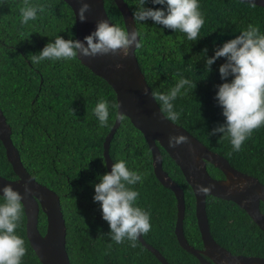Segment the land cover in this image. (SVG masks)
<instances>
[{
	"label": "trees",
	"instance_id": "obj_1",
	"mask_svg": "<svg viewBox=\"0 0 264 264\" xmlns=\"http://www.w3.org/2000/svg\"><path fill=\"white\" fill-rule=\"evenodd\" d=\"M124 1L132 13L135 0ZM33 2L43 3L45 10L27 24L20 22L24 0H4L0 4V109L11 127L12 142L26 170L60 197L70 264H162L138 239L132 247L127 239L118 244L107 234L109 225L102 219L99 202L92 199L93 184L98 182V173L107 171L103 142L114 124L113 111L117 112V108H110L109 122L103 127L92 109L100 96L115 104L116 96L112 87L78 57L68 61L46 59L39 64L30 61L29 56L56 34L65 38L69 31L75 34L74 14L66 2ZM104 6L109 19L124 26L115 2L104 0ZM200 8L205 19L195 41L188 40L185 33L163 29L150 19L135 22L143 38L135 56L153 91L166 92L181 76L193 81L173 102L180 111V118L174 123L225 157L232 167L264 185V126L253 130L240 151H231L229 139L219 138L220 133L208 135L224 120L215 98L216 85L222 82L218 66L224 57L213 62L210 72H206L204 63L205 55H212L215 47L249 23L258 25L264 32V8L239 0H200ZM205 47L207 52L202 53ZM160 151L164 170L185 191V236L200 247L191 188L166 151L161 147ZM109 155L113 161L125 158L130 167L144 173L143 183L133 186L139 192L137 202L151 211V228L142 234L144 240L170 264H200L179 245L174 233L175 196L155 177L145 138L126 116L111 139ZM0 176L12 180L17 177L1 140ZM206 211L210 233L218 244L233 253L264 258V234L242 208L233 201L210 195ZM25 222L24 213L17 229L26 239L27 251L21 264H41L29 244ZM38 228L42 234L45 232L46 216L41 210Z\"/></svg>",
	"mask_w": 264,
	"mask_h": 264
},
{
	"label": "clouds",
	"instance_id": "obj_2",
	"mask_svg": "<svg viewBox=\"0 0 264 264\" xmlns=\"http://www.w3.org/2000/svg\"><path fill=\"white\" fill-rule=\"evenodd\" d=\"M245 2L254 7L256 0ZM3 3L4 0H0V4ZM135 3L136 7L132 11L134 22L150 19L163 29L185 33L190 41H195L200 36L205 19L200 0H135ZM149 4L156 7L148 6ZM89 7L86 0L80 3V21L86 19L85 12ZM44 10L43 3L24 0V5L20 8L21 24L34 21ZM142 45V34L135 27L129 30L119 23L110 22L108 18H101L96 21L95 28L82 39L76 38L70 31L67 38L56 34L53 40L45 43L38 52L32 53L29 59L33 64H39L46 59L68 61L76 58L78 53L90 57L109 53L126 57L130 48L134 50ZM206 52L205 47L202 53ZM218 57H224V62L218 66L222 82L216 85L215 98L221 106L224 120L216 124L208 135L220 133L219 138L229 139L231 151H240L253 130L264 126V32L258 25L249 23L237 35L215 47L212 55H205L206 72L211 71V66ZM115 67L120 68L122 65L117 62ZM228 77L231 79H227ZM192 84L193 81L181 76L166 92H156L149 88H144L143 92L154 98L163 117L175 122L180 118V111L173 102L187 91L186 85ZM110 108H116L115 102L106 96L97 99L92 112L99 126L108 124ZM113 116L125 119L122 112L113 111ZM187 140L188 136L183 132L168 135V144L172 147ZM97 176L98 182L93 184L92 199L99 202L102 219L109 225L110 231L107 234L118 244L127 239L135 247L138 235L151 228V211L137 202L139 192L133 187L137 182L143 183L144 173L130 167L128 161L121 157L112 162L110 171L98 173ZM23 188L22 194L11 184L0 186V264H21L27 251L26 239L17 229L21 227L25 212L22 195L32 189L27 181ZM197 189L206 193L210 191V186L197 185Z\"/></svg>",
	"mask_w": 264,
	"mask_h": 264
},
{
	"label": "water",
	"instance_id": "obj_3",
	"mask_svg": "<svg viewBox=\"0 0 264 264\" xmlns=\"http://www.w3.org/2000/svg\"><path fill=\"white\" fill-rule=\"evenodd\" d=\"M74 14L75 37L83 36L95 28L96 21L109 19L104 6V0H86L89 9L86 10L84 21L79 20V6L85 0H63ZM119 9L125 28H136L132 13L124 0H113ZM245 2V0H239ZM255 5L264 8V0H256ZM110 20V19H109ZM111 22V20H110ZM135 50L130 48L126 57L120 55L98 54L94 57L83 56L78 53L80 62L94 74L103 78L113 89L116 96L117 112H122L129 118L133 126L138 129L148 145L152 155L153 172L157 180L170 189L176 198V221L174 233L182 249L195 256L200 264H264L260 256L233 255L226 248L218 244L210 233L206 215L205 200L207 195L233 201L241 207L247 215L264 232V215L260 212V203L264 204V185L249 174L232 167L222 155L211 151L195 136L182 126L163 117L158 103L151 95L143 92L150 88L135 56ZM119 62L122 67L116 68ZM121 120L115 119L113 126L105 136L103 142V156L107 171H110L112 159L109 146L112 137L120 125ZM173 132H183L188 136L186 142L175 147L169 146L168 135ZM0 140L5 148L6 158L11 164L16 179L0 176V186L11 184L15 189L24 193L23 185L28 182L31 192L22 195L25 206V229L29 244L41 264H70L66 251V227L60 207V197L55 191L39 183L24 167L19 152L11 139V127L0 109ZM163 148L168 156L180 168L185 180L193 190L195 198V217L199 229L203 249L190 245L184 236L183 220L185 201L183 189L163 169L160 151ZM218 168L225 175L224 179L212 178L206 168V163ZM243 184V188H241ZM245 184V185H244ZM197 185H208L210 191L202 193ZM247 191V192H246ZM252 197V202L242 205L241 201ZM46 216V229L42 234L38 228L39 211ZM138 240L151 251L162 264H170L159 250L149 245L142 234ZM207 256V260L204 256Z\"/></svg>",
	"mask_w": 264,
	"mask_h": 264
},
{
	"label": "flooded vegetation",
	"instance_id": "obj_4",
	"mask_svg": "<svg viewBox=\"0 0 264 264\" xmlns=\"http://www.w3.org/2000/svg\"><path fill=\"white\" fill-rule=\"evenodd\" d=\"M161 155H162V153H161ZM206 168H207V171H208V173H209V175L212 177V178H214V179H224L225 178V175L222 173V171H220L219 173H218V171H216L214 168H213V166H211V164L210 163H206ZM164 169V168H163ZM166 171V170H165ZM167 172V171H166ZM168 173V172H167ZM168 175H169V173H168ZM170 176V175H169ZM171 177V176H170ZM172 178V177H171ZM173 179V178H172ZM185 179V178H184ZM174 180V179H173ZM175 181V180H174ZM186 181V180H185ZM186 183H187V181H186ZM188 184V183H187ZM178 185H180V184H178ZM189 185V184H188ZM245 185V184H244ZM180 187H181V185H180ZM189 187H190V185H189ZM182 188V187H181ZM191 188V187H190ZM241 188H243V184H241ZM183 189V188H182ZM183 192H184V201H185V191H184V189H183ZM191 192H192V194H193V196H194V193H193V190H192V188H191ZM247 192V191H246ZM174 194V193H173ZM175 196V195H174ZM208 196H210V195H207L206 196V200H205V209H206V201H207V198H208ZM212 196V195H211ZM175 200H176V198H175ZM250 202H252V197H249V198H247V199H243L242 201H241V203H242V205H248ZM186 206H187V204H186V201H185V212H186ZM241 208V207H240ZM259 208H260V212L264 215V204L263 203H260V205H259ZM193 210H194V216H195V198H194V207H193ZM176 212H177V208H176ZM185 212H184V220H185ZM247 214V213H246ZM206 215H207V211H206ZM207 219H208V215H207ZM184 220H183V232H184ZM195 220H196V217H195ZM175 221H176V217H175ZM208 223H209V221H208ZM196 224H197V221H196ZM174 227H175V223H174ZM210 227V226H209ZM260 229V228H259ZM199 230V229H198ZM261 230V229H260ZM261 232L264 234V232L261 230ZM200 234V233H199ZM184 236H185V233H184ZM185 238H186V236H185ZM187 239V238H186ZM200 239H201V237H200ZM187 241H188V243L190 244V245H192L193 247H195V248H197V249H203V244H202V240H201V246L200 247H198V246H195L193 243H191L188 239H187ZM224 248H226V247H224ZM227 249V248H226ZM231 254H233V255H244V254H241V253H233L231 250H229V249H227ZM244 256H255V255H244ZM207 260H209L210 261V259L205 255L204 256ZM261 257V256H260ZM198 260V259H197Z\"/></svg>",
	"mask_w": 264,
	"mask_h": 264
}]
</instances>
